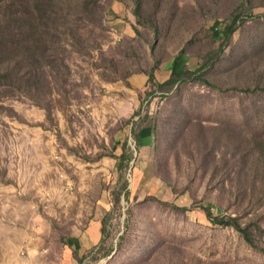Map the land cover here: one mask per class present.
<instances>
[{
    "label": "rangeland",
    "instance_id": "rangeland-1",
    "mask_svg": "<svg viewBox=\"0 0 264 264\" xmlns=\"http://www.w3.org/2000/svg\"><path fill=\"white\" fill-rule=\"evenodd\" d=\"M30 5L39 36L0 46V264H264V0Z\"/></svg>",
    "mask_w": 264,
    "mask_h": 264
},
{
    "label": "trees",
    "instance_id": "trees-1",
    "mask_svg": "<svg viewBox=\"0 0 264 264\" xmlns=\"http://www.w3.org/2000/svg\"><path fill=\"white\" fill-rule=\"evenodd\" d=\"M30 1L34 0H0V46L6 47L5 35L7 31V26L9 23H17L15 30L17 34L24 30L28 33V37L30 41L35 40L39 36V25H40V14L38 9L34 7V5H30ZM39 14V21L36 19L35 14ZM10 18L12 21H10ZM26 27V28H25ZM232 28L229 26L226 27L225 32L227 36L231 33ZM2 51V50H1ZM2 53V52H1ZM180 55L175 57V61L172 64V72H174V66L178 60ZM32 60H36L35 53L31 55ZM153 70L150 71L148 74V80L150 82H154L155 78L153 75ZM7 72L0 74V77L5 78L7 77ZM157 84V83H156ZM260 91L264 92V84L258 86L256 88ZM220 134H218V139L223 141V144H228V136L226 132L219 130ZM255 144H264V135L261 134H252L250 136ZM206 212V216L210 219L213 224L219 225H231L237 232H239L246 241L252 244V240L248 236V233L244 227H242L236 220L235 217H229L227 220H223L218 216H212L210 211L204 208Z\"/></svg>",
    "mask_w": 264,
    "mask_h": 264
},
{
    "label": "crops",
    "instance_id": "crops-1",
    "mask_svg": "<svg viewBox=\"0 0 264 264\" xmlns=\"http://www.w3.org/2000/svg\"><path fill=\"white\" fill-rule=\"evenodd\" d=\"M151 132H150V129L148 128H143L142 130L139 131L138 133V136H137V139L136 141L134 139H132L131 143L130 144H135L137 145V149L136 151L138 150L139 151V161H138V167L140 169H142L143 165L146 163V159L148 158V153H149V148H150V144H152L151 142ZM132 138V137H131ZM126 149V148H125ZM124 150V147L122 148V144H118L117 146H115V152L119 155L122 154ZM133 159L132 157L129 158V161H128V168L129 167H132V164H133ZM130 164V165H129ZM141 175V173H140ZM136 176V175H135ZM99 221H92V228L95 229V228H99V224L97 223ZM92 234V233H91ZM93 238H95V236L93 235L92 236ZM92 238V239H93ZM83 243L87 244L88 240L85 238V240H81ZM89 243V242H88Z\"/></svg>",
    "mask_w": 264,
    "mask_h": 264
}]
</instances>
